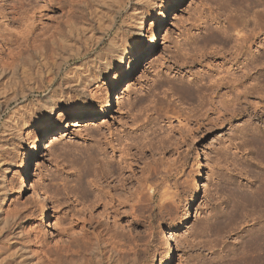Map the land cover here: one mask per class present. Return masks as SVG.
Listing matches in <instances>:
<instances>
[{"label":"rangeland","instance_id":"rangeland-1","mask_svg":"<svg viewBox=\"0 0 264 264\" xmlns=\"http://www.w3.org/2000/svg\"><path fill=\"white\" fill-rule=\"evenodd\" d=\"M34 1L30 6L26 0H0V144L3 148L0 150V169L7 170L6 184L12 192L0 211L19 217L20 225L16 230L21 229L26 239L17 247L28 245L31 239L43 241L47 247L69 241L70 237L63 231L64 222L69 221V218L64 221L65 214L70 217L82 204L80 208H86L78 211L77 218L83 217L85 221L93 218V221L85 222L92 226L102 222L101 225L105 223L112 227L114 223L113 232L122 237L117 238H124L122 241L136 246L132 264H150L152 261L160 264L167 253V244L160 238V231L165 229L173 250L169 264L237 262L251 236L264 234V197L259 195L258 198L263 190L259 186L264 187V157L256 149L257 142L264 141V0H250L249 6L247 3L243 6L238 0H181L166 17L155 42L151 43L153 29L166 0L158 1L140 45L143 54L133 72L120 80L129 64L130 59L126 58L101 77L103 83H97L101 84L97 91L100 98L88 95L83 105L84 110L95 106L104 111V102L110 92L114 111L95 118L91 125H85L84 118L73 119L63 110L54 111L45 121L52 132L31 164L30 178L48 199V208L52 211L48 220L45 219L46 208L38 204L33 188L28 186L23 191L20 188L24 159L44 125L31 120L22 128L21 136H16L19 138L2 128L11 110L38 95L44 96L54 87L48 86L43 91L36 89L46 80L47 72L41 70V60L46 59L49 70L66 55L68 48L60 38L66 34L64 23L68 19L64 17V0L60 4H56L59 0H36L35 4ZM131 2L128 0L125 9ZM92 3L91 0H85L82 5L71 3V20L80 25L93 9ZM14 10H19L17 17L20 20L11 19ZM233 25L244 28L242 31L246 35L251 34L236 65L241 66L247 61L248 67L254 66L251 76L243 81L246 84L252 82L255 90L247 99L240 95L237 115L222 107L217 114L213 107L218 106L216 102L225 89L213 94L210 76L236 69L235 64L231 65L233 60L225 63L226 58L232 57L237 50L235 38L238 35L234 33ZM57 29L62 30L60 37L55 33ZM67 40H70L69 34ZM249 60L256 65L248 63ZM71 65L69 62L62 68L66 70ZM240 70L237 68L235 76L241 74ZM119 80V91L114 94L111 84ZM5 100L10 103L2 109ZM121 148H127L124 151L128 150V154L122 153ZM133 157L140 159L135 162ZM83 158L91 160V166L94 164L84 182L88 189L91 188L89 201L86 200L88 196L82 198L75 188L76 176L83 172ZM108 158L116 167L115 176L107 180L112 189L110 193H115V202L123 196V203L114 207L116 218L113 215L105 217L101 205L93 208L89 204L101 187L106 190V183L95 182L93 169L98 171ZM199 163L201 178L198 181ZM151 164L158 167L156 173L149 172ZM136 177H140L141 183ZM196 181L198 196L186 223L180 227ZM138 184L144 187L141 185L142 189H139ZM111 185L116 186L112 188ZM135 190L141 191L139 196L143 195L140 202H136L135 193H132ZM149 194L153 196L151 201ZM87 208H92L89 210L91 216ZM81 221L79 219V230L75 228L77 235L81 233ZM1 225L0 222V247L3 246L0 264H19L24 260L20 259L17 250L12 255L14 247L9 249L7 244L9 230ZM21 253L25 254L24 249Z\"/></svg>","mask_w":264,"mask_h":264},{"label":"bare ground","instance_id":"bare-ground-1","mask_svg":"<svg viewBox=\"0 0 264 264\" xmlns=\"http://www.w3.org/2000/svg\"><path fill=\"white\" fill-rule=\"evenodd\" d=\"M48 1L50 2L52 0H48ZM158 1L159 0H132L129 8L125 9V6H126V3L128 2V0H91V2H93L92 4L94 5V7L91 11L88 12V16L86 18H84L82 20V22H80L81 23L80 25H78V23H76L75 21L71 20L73 12H72V9L70 7V4L77 2V3L82 5V4H84L85 0H64L63 1L64 3H62V0H59L56 3V4L62 3L64 12H65L64 17L66 19L67 18L68 19L64 23L65 27H66V29H65L66 34L62 35L60 37V33H62L61 29L60 30L57 29L55 31V33L59 35V37L61 38V41H63L64 46H68V48L65 49L66 55L61 56L62 57V58H60L61 60L58 62H55L53 67L49 70H47L46 61H45L46 59L40 57V58H42V60H41V66H42L41 68L42 69L41 70L45 69L44 73H45V71L47 73L44 75V76H46V78H45L46 80L44 79L45 81H43V77H42L41 80L43 81L42 82L43 84H41L40 86H37L36 89L43 91L48 86L54 85V87L51 88V90H49V92L47 94H45L44 96L41 97L40 95H38V97L36 99L30 100L27 103L20 105V106L14 108L13 110H11L9 113V116L6 118V120L4 121V123L2 125V128H4V130H6L8 132V134L14 135L15 137L17 135H20L19 133L21 132L22 128L25 125H27V123L30 122L31 120L36 121V123L39 124L40 126L44 125V128H42L38 137L31 144V147H30L31 149L29 150L27 157L24 159V163L22 166V176L20 177L21 178L20 179L21 185L20 184L19 185H20V188L22 191L27 189L28 186H31L33 188V189L31 188L32 193L38 199V204H40L41 207L46 208L45 219H47V220L50 219L51 213H52V211H50V209L48 208L49 207L48 206L49 204L47 203L48 199H46L45 195H43L42 193H40L36 189L34 184L31 182V178H30L31 164L38 157V153L42 150L43 143L48 139L49 135L52 132V130L50 129V126L45 124V121H47L49 116L54 111L63 110L64 112L68 111L69 115L73 119L79 120L80 118L81 119L84 118L85 123H86L85 125H91L92 120H94L95 118L105 117L108 113H112L114 111L115 107H114L113 97H112V95L110 96V92L108 95V99H106L104 102V106H105L104 111H101L100 107L96 108L95 106L91 107L90 109L87 108V110H84L83 105H84V103L86 101L85 99L88 97V95L93 96L94 99H98L99 96H97V91L99 90L101 84L98 85L97 83H99L100 81H101V83H103V81L101 80L103 78H101V77H104L105 75H107V73L110 70H113L118 65L122 64L126 58L130 59L129 64H128V67L125 69V71L122 73L120 80L125 79L126 77H128L133 72L136 64L138 63V60L140 59L141 55L143 54V52L141 53V51H140V45L144 39L145 33L148 31L147 25L151 20V15L153 13L155 6L158 5L157 4ZM180 1L181 0H166L165 1L164 6H163V10H161V12H160L159 20L156 22L155 27L153 29L154 36L152 37L153 39H152L151 43L155 42L156 34L161 31V28H163L164 23H166V17L168 16V14H170L175 9V7L179 4ZM26 2H27V4H30L33 2V0H26ZM35 2H36V0L34 1V4H35ZM238 2H241L240 4H243V6H244V3H247L248 6L250 4H252V1H250V0H238ZM32 4H30V6ZM245 6H247V5H245ZM12 14H13V16L11 17L12 20H14V19L18 20L19 19L17 17L18 15H20L19 10H14L12 12ZM119 17H120V22L118 24ZM253 18H255V17H253ZM66 19H64V21ZM17 22H19V21H17ZM254 22H255V20H254ZM232 28L234 30V33L236 32V34L238 35L235 38V41L237 40L236 41L237 43H235V44H237L236 45L237 50L235 49L236 51L235 52L233 51L234 55H232L233 54V52H232L231 53L232 57H229L228 59L226 58V55H225V58H226L225 63L233 60L234 62L231 63V65L232 64L236 65L237 64L236 59L238 60V56L242 52V49L247 47V42L250 39L251 34L246 35L243 32L244 30L242 31V29H244V28L238 29V27L235 25H233ZM245 29H246V27H245ZM259 30H261V29L259 28ZM252 31H255V30H252ZM26 32H28V31H26ZM67 33L70 35L69 41L67 40L68 39ZM246 33H247V31H246ZM104 43H106V46H104ZM40 45H42V43H40L39 46ZM39 49H41V46ZM34 52H37V51L35 50ZM41 54L42 53H40V56H42ZM263 57H264V55H263ZM246 59L248 60V58H246ZM55 61H57V59H55ZM69 62H71L72 65L68 66V68H66V70H63L62 67L66 63H69ZM250 62H251V60H249L248 63H250ZM251 63H253V62H251ZM254 65H256V64H254ZM249 67H251V68H249ZM249 67H248V64L246 61L245 64L242 63L241 66L236 65V69L233 68L230 72L227 71L226 74L221 75L220 72L219 73L216 72V74H212L211 76L209 75L210 81H212L210 84L211 85L210 91H212L213 94H216V92L221 88L225 89L224 93H222V95H220L219 100L216 102L218 106L215 105L213 107V111H215V113L218 114V112L220 110L219 107H222L223 110H225V111L230 110L232 112V115H237V108H239V107L236 108V106L238 104L240 105V100H241L240 95H243V97L245 99H247V97L254 94V90H255L254 84L252 82H249L248 84H246L243 81V79H245V78L248 79V77L251 76V72L253 73V71L251 69L254 68V66L252 67V65L250 64ZM237 68L242 69V70H240V72L241 71L242 72L239 76H235V71L237 70ZM41 70H39V71H41ZM39 71L37 72L38 74H39ZM120 80L113 82L111 84L110 89L114 94L119 91L118 86L121 82ZM95 84H97V86L93 89L92 86ZM32 86H34V85H32ZM240 86L242 87V89ZM20 94H22L24 97H26L25 93L21 92ZM15 97H16V95H15ZM12 99H15V98H12ZM5 101H7V102H5L4 104L1 105L2 109L7 107L10 103V102H8V100H5ZM189 121H190V119H189ZM201 125H202L201 123L198 124L199 127ZM20 136H18L16 138H19ZM112 146L113 145H111V147ZM15 147L13 145V148H15ZM1 148H2V145L0 144V150L3 149V148L2 149ZM113 148H114V146L112 147V149ZM126 149L127 148H121L119 150L122 153L123 152L126 153V155H127L128 150L124 151ZM256 149H258V151H260L261 155H263L262 157H264V141L262 139L257 142ZM112 151H114V150H112ZM120 157H122V154ZM134 159H135L134 161L136 162V160H139L140 158H134ZM84 160L82 162L83 163V165H82L83 172H82V174H78V176H76L77 179L75 180L76 181L75 182V188H77L78 193L81 194V197L82 196L86 197L90 194L89 190L91 188L89 187L90 189H88V186H86L84 182H85V176H87V174H89L90 170L92 169V166L94 165V164L92 166L90 165L89 162L91 160L90 161H89V159H88V161H86V160L84 161ZM110 160L111 159H109L108 161L104 160L105 162L102 161L104 163L101 165L102 168H100L98 171L93 169V171H94L93 177H94V180H96L95 182L106 183L107 187H106V190H103L105 187L104 188L101 187L100 189L97 187L99 189L98 194L96 193L93 200H91L89 203L90 206L92 205L93 208L98 206V205H101V213H104L106 215L105 217L111 216V215H113V216L117 215V209H115V208H116V206L118 207V206H120V204L123 203L122 202L123 196L120 198L122 201L117 199V201L115 202V198H114L115 193H113V194L110 193V191L112 189H111L110 185H108L109 181H107V180H109L108 179L109 177L115 176L114 174L116 171V167L113 166V163L111 164ZM120 163H121V161H120ZM119 167H121V165ZM199 167H200L199 168L200 173H199L198 181L201 178V164ZM121 168H123V167H121ZM157 168L158 167L155 164H153V165L151 164V166L149 167V172H155L156 173ZM0 170H1L0 171V182H1V186H0L1 187L0 188V209H1V207H3V203L6 199V197L8 196V194L12 195V192H11L10 186L8 187L9 184L8 185L6 184L7 181L5 178L7 175V172H6L7 170L2 169V168ZM117 170H118V168H117ZM140 172H142V171H140ZM131 174H133V173H131ZM135 175H137V174H135ZM127 177H129V176H127ZM112 178H110V179H112ZM139 178H137V180ZM138 181L140 182V180H138ZM263 182H264V177H263ZM122 183H123L122 184V186H123L124 182H122ZM139 184H138V187L139 186L141 187L142 184L141 185H139ZM102 185L103 184H101V186ZM195 185H196V188H195V190L193 192V196H192V198L188 204V208L184 212L185 214L183 216V219L180 222V227L186 223L188 217L191 214L190 213L191 212V206L194 203L196 197L198 196L199 188L197 186V181H196ZM104 186H105V184H104ZM114 186H116V185H113L112 188ZM142 186L144 187V185H142ZM260 187L263 190H261L262 194H261V192H260V194H258V198H260L259 195H262L264 197V187H262L261 185L259 186V188ZM115 189H116V187H115ZM122 189H124V188H122ZM139 189H142V187ZM260 189H258V190H260ZM128 191H129V189H128ZM135 191L136 192L132 191V193H135L136 202H140L142 200L143 195L139 196L141 194L140 190L139 191L135 190ZM99 192H101V193L99 194ZM118 193H120V192L118 191ZM101 194H103V196H101ZM89 196L86 197V200H87V198H89ZM253 196H254V194H253ZM124 197H126V196H124ZM148 199L151 201L153 199V196L151 194H149ZM244 199H246V198H244ZM251 200H252V198L250 199V201ZM82 201H85V199L81 200V202ZM87 201H89V200H87ZM77 202H78V200H77ZM115 203H117V204H115ZM76 204L74 206H76ZM83 204L86 205V203H83ZM80 205H82V204H80ZM80 205H79V208H80ZM84 207L82 206V208H80V209L77 207L78 211H81V210L83 211ZM87 209H85V210L87 211ZM91 209H88V211L89 210L91 211ZM85 210H84V212H86ZM78 211L75 213H72L70 215V217H68V214H65V218H64L65 220L64 221H67L68 218H69V221L64 222L66 224H64V226H63V231L65 232V234L67 233L68 238L69 237L70 238H69V241L64 240L65 242L63 241V243L61 242L62 244L55 246V247H52V246L47 247V245L45 246V244L42 243L43 241L38 242V240L34 241L32 239L28 240V242H27V243H29L28 245H23L22 247H17L18 244L23 243L24 239H26L24 237L23 231L21 229L16 230V226L18 227L20 225L19 217L16 214H12V213L10 214V213H6V212L3 214V211H0V222L2 223L1 227L6 226L7 229L9 230L10 237L8 239L7 244L9 245V249H11V247H14L12 249L13 250L12 255L17 253V251L20 252L18 254V256L21 257L20 259H23L25 262L20 261L19 264H129V262H130V264L134 263L135 254H136V251H135L136 246L135 245L131 246V244L128 243L129 241H127V242L122 241L124 238L122 240L119 237L117 238V236H120V235H116L117 233L113 232V230L115 229L113 227L114 223L112 225V227L114 229H112L111 226H108L109 224L103 223V225H101L102 222H100V224H97L95 222V225L93 223V226L91 224H87V223L85 224V222L86 221L88 222V220L90 222H91V220L93 221V218L90 219L88 217L89 219H87L86 221H85V218H83V217L77 218L76 215H77ZM90 211L88 213H90ZM89 215L91 216V213ZM79 217H81V216H79ZM115 218H116V216H115ZM79 219L83 221V224H82V226H80L81 227L80 228L81 233L79 232V235H77L78 233H76L75 228L79 227L78 226L79 225V223H78ZM115 220H113V222H116ZM86 226H87V229H84ZM100 226H102V227L104 226V227L100 228ZM90 227H91V229H89ZM262 228H264V227H262ZM166 231H168V230L165 229V230L160 231L161 232L160 238L163 239V241H165L167 244V253L164 254L162 261L159 262L160 264H169V263H171V261L173 259L172 245L170 243V238L166 234ZM76 235L78 237H75ZM251 237H252L251 241L249 240L250 243L248 242V244H247V242H246L247 245L244 248V251H241V255L238 258L239 260L237 262H231L228 264H264V234L261 237H258L256 235L254 237L253 236H251ZM15 238L17 240H15ZM72 238H74V239H72ZM70 239H72L73 241L76 239V242L73 243L72 240H70ZM14 240H15V242L12 243ZM2 249H3V246L0 247V251H2ZM9 249H6L5 251H7ZM22 249H24L25 254L21 253ZM25 257H27V258H25ZM126 259H128V260L126 261ZM150 264H155V263L152 261Z\"/></svg>","mask_w":264,"mask_h":264}]
</instances>
